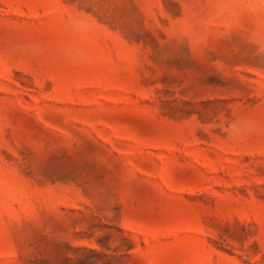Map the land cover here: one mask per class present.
I'll return each mask as SVG.
<instances>
[{"label":"rangeland","instance_id":"374dc122","mask_svg":"<svg viewBox=\"0 0 264 264\" xmlns=\"http://www.w3.org/2000/svg\"><path fill=\"white\" fill-rule=\"evenodd\" d=\"M0 264H264V0H0Z\"/></svg>","mask_w":264,"mask_h":264}]
</instances>
